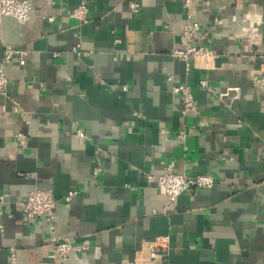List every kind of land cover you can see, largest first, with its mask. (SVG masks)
Returning <instances> with one entry per match:
<instances>
[{
  "label": "crops",
  "instance_id": "obj_1",
  "mask_svg": "<svg viewBox=\"0 0 264 264\" xmlns=\"http://www.w3.org/2000/svg\"><path fill=\"white\" fill-rule=\"evenodd\" d=\"M29 1L27 23L0 22V66L6 44L24 52L4 65L0 95V264H264V0H196L208 54L189 70L172 54L185 48V0H139L136 13L130 0H86L85 22L72 16L82 0ZM169 74L196 113L183 114ZM172 162L218 182L169 205L145 173ZM33 189L52 191L54 230L23 212ZM165 235L169 252L154 260ZM56 238L87 248L64 258Z\"/></svg>",
  "mask_w": 264,
  "mask_h": 264
},
{
  "label": "built area",
  "instance_id": "obj_2",
  "mask_svg": "<svg viewBox=\"0 0 264 264\" xmlns=\"http://www.w3.org/2000/svg\"><path fill=\"white\" fill-rule=\"evenodd\" d=\"M195 1L196 0H185V7L189 11V22L183 27V44L185 45V48L174 49L172 52L173 56L182 58L186 62L188 70L191 68V59L208 54V51L199 44L200 25L199 23L192 21L195 15L193 11ZM32 8L33 5L29 0H0V22L4 17H13L20 23H27L30 20ZM130 8L133 12H138L140 9L139 0H130ZM87 13V2L86 0H82L79 6L73 11L72 16L78 18L81 22H85L87 20ZM116 42L119 43L120 41L117 40ZM23 53L22 50L13 45L6 44L4 46L3 61L0 66V95L5 97L9 96V79L4 72V65L11 62L16 55H21ZM21 63L23 64L24 60H22ZM168 80L172 82V93L180 98L183 114L196 113L198 111V103L190 87L186 84L177 82L173 74L168 75ZM257 82L264 84V75L260 76V78L257 79ZM200 85L203 88L210 87L209 82L206 79L201 80ZM129 89V85H122L123 91L127 92ZM228 93V91L220 93L219 97L224 99ZM237 98L238 95L232 97L228 106H231L232 101ZM18 108V104L15 103V110L18 111ZM134 114L138 117L143 116L141 111H135ZM77 132L82 134L81 130H78ZM162 133L167 137L169 131L168 129L163 128ZM177 138L186 148L185 141L187 134L180 133ZM94 160L97 161V158ZM98 174L99 168L95 167L93 175L96 176ZM145 176L148 181L156 183L157 188L161 193L167 195L169 205H173L177 198L183 193L196 194L201 188H212L216 186L218 182L217 178L209 173L191 176L179 173L175 170L174 162L170 163L167 166L166 171L160 175L146 172ZM78 193L77 190H71L64 196V199L67 202L71 201ZM8 196L7 193L0 195V229L4 227L3 218L5 215L1 206L5 203ZM20 206L29 221L43 218L46 220L50 230L55 229L56 199L51 190L33 189L30 191L26 199L20 202ZM170 238V235H165L151 243L149 252L154 260H161L168 254ZM54 242V251L60 253L64 258L68 257L70 251H81L87 248L84 244L73 245L69 240L63 238H56L54 239Z\"/></svg>",
  "mask_w": 264,
  "mask_h": 264
}]
</instances>
